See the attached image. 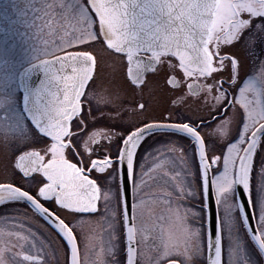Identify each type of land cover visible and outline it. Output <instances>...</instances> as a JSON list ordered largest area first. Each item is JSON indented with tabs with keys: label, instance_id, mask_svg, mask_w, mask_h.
Returning a JSON list of instances; mask_svg holds the SVG:
<instances>
[{
	"label": "snow or ice",
	"instance_id": "6c2138e0",
	"mask_svg": "<svg viewBox=\"0 0 264 264\" xmlns=\"http://www.w3.org/2000/svg\"><path fill=\"white\" fill-rule=\"evenodd\" d=\"M208 2L209 0H89L86 6L88 17L85 25L89 34L82 40L76 41V44H85L102 38L107 48L125 56L126 75L137 85L142 83L143 71L146 68L154 67L162 62H167L172 67L178 65L181 70L187 67L193 76L196 74L210 75L205 71L209 59H212L214 64L217 61L223 63L220 56L212 52V48L216 47L219 52L222 45L212 43L213 36L210 34L209 28L201 24L192 12L193 6ZM243 2L246 6L241 10L242 24L232 30L231 34L223 41L226 45H235L244 36L247 28L251 27L253 20L264 17V8L258 9L255 6L257 0H243ZM260 2L264 3V0H260ZM242 13H247L250 19L245 18ZM97 20L98 32L94 28ZM255 31L264 36V22L257 20ZM250 40L252 44H255L257 36L253 35ZM162 57L164 61H162ZM168 57L175 58L177 64H173L172 60L167 59ZM224 59H235L237 69L239 68L238 57L228 54L224 56ZM95 66L96 58L91 51L72 54L68 70L61 76L62 84L56 88L55 99L49 102L41 97L35 111L27 116L30 128L21 126L13 130L11 139H5L6 146L13 143L17 145L27 143L37 137H46L49 143L39 150L20 151L14 158L13 167L21 173L22 177H32L36 180L35 194L23 186L3 182L0 183V203L28 202L35 212L48 219L64 238L70 251V264H80L79 247L76 234L71 226L72 222H66L45 201H54L57 208L67 210L69 213H95L101 211L98 202H102L104 206L102 210L106 214L110 212V209L116 207L113 201H122L126 264H138L143 258L139 248L142 240L146 238L143 226L136 222L137 209L143 204L142 200H137V183H143V181L138 180L134 173V158L141 142L155 129H173L188 136L193 141L198 155L203 195L206 201L213 203L215 202L212 187L213 175H209V169L218 163L220 156H212L209 161L206 144H203V150L201 147L202 137L196 135L190 128L180 127L181 123L177 122H148L139 128L128 131L126 136L121 137L118 155L95 156L96 149L93 145L98 144L100 139L111 141L119 135L117 133L114 135L113 131L104 130L107 135L102 136L100 130H94L87 137L84 136V120L80 117L83 115L85 99L96 98L95 91L89 88ZM214 70L223 71L224 69L218 67ZM184 74L187 75V73ZM224 82L221 80V83ZM237 91L239 93L242 89ZM140 107H143V104ZM241 109L243 117L239 135L226 145L223 155V170L215 176L220 178L224 175L228 168L229 151L235 149L239 158L240 170L245 177L240 183V189L247 196L246 202L240 201V207L245 217L248 233L261 255L264 256V236L253 231L252 225L248 223L252 220L251 210L250 214L248 211H244L246 207L251 209L250 173L254 154L261 142V136L264 135V125L255 127L251 135H248V129L255 126L257 120L264 118V104L260 105L257 110V106L251 103V98H248L247 106L242 104ZM74 119L80 121L75 130L72 127ZM241 145H244L243 154L239 155ZM69 152L75 157V162L68 158ZM114 165H120L122 168L117 169L113 167ZM93 173L96 174V178H93ZM259 173L264 176V167L259 169ZM37 174L42 179H37ZM195 178L196 173H191L190 181ZM114 184L115 188H113ZM177 187L180 192H185L188 189L184 185ZM130 191L133 200L131 213L128 208V193ZM188 195L197 198L193 192L189 191ZM203 207L208 213L209 264H215L213 259L216 251L215 241H219L221 245L219 249L221 252L220 264H223L222 237L219 235L217 211L213 210L208 202ZM169 214L175 215L178 221L183 219L180 215L179 205L170 209ZM192 214L198 215V212L193 211ZM110 215L115 221L117 212L113 210ZM109 228L113 229L109 238V246L107 249L102 246L100 251L101 253L106 251L111 255L118 247V235L114 230V223H110ZM162 234L168 238L163 239ZM22 238L27 239V237ZM170 243V233L165 235L162 229L159 244L153 245V247L158 251L162 247L163 255L167 256L171 254L169 252ZM24 258L33 261L41 259L39 256L27 254H24ZM0 264H4L2 259H0ZM113 264H119V262L114 260ZM153 264H159V259Z\"/></svg>",
	"mask_w": 264,
	"mask_h": 264
},
{
	"label": "flooded vegetation",
	"instance_id": "af4514ba",
	"mask_svg": "<svg viewBox=\"0 0 264 264\" xmlns=\"http://www.w3.org/2000/svg\"><path fill=\"white\" fill-rule=\"evenodd\" d=\"M82 2L83 10L88 17L86 6L89 0H82ZM37 3H41V5L39 7L36 6V8H34V4L32 5L41 28L37 33H40L44 31L45 27L44 0H40ZM26 5H28V2ZM245 6L243 0H218L210 34L213 36V44L220 43L222 45L219 48V52H217L216 47L212 48V52L219 55L223 63L221 64L217 61L214 64L212 59H210L209 69L206 71L210 75L196 74L193 76L187 67L181 70L178 65L172 67L167 62H162L145 71L142 83L137 85L126 75L127 61L125 56L107 48L102 38L97 40V42L93 41V43L103 44L107 49L98 54L89 48L71 49L47 56L43 55L31 62H23L25 57L20 58L16 63L12 61V55L9 52L0 51V138L5 136L11 139L13 130L21 126L30 128L27 123V116L35 111L41 97L49 102L55 99L56 88L62 84L61 76L66 72L61 71L59 68L49 70L47 73L37 76L35 83H31L30 76L25 75L29 66L35 62L50 59L69 51H91L96 58V66L89 88L95 91L96 98L86 100L82 97V99H85V103L83 105V115L80 119L84 120V136L87 137L94 130H100L102 136L107 135L104 130L113 131L114 135L115 133L119 134L111 141L100 139L98 144L93 145L96 149L95 156L102 157L105 154L118 155L121 137L126 136L128 131L139 128L148 122H177L186 125L202 137L203 144H206L209 161L212 156H221L226 151V145L239 135L243 117L241 105L245 104L247 106L248 98H251V103L257 106V110H259L260 105L264 104V36L255 31L257 20L264 22V17H258L257 20H253L251 27L247 28L244 36L235 45L229 46L223 43L232 30L242 24L241 10ZM255 6L258 9H262L264 8V3L257 0ZM14 10V8H9L8 11ZM19 10H26V7H20ZM242 15L250 19L247 13H242ZM11 17L0 21V33L2 32L1 28H8V24H12L18 15L13 14ZM52 24L53 21L49 19L47 25L51 26ZM24 26L25 24L21 25V27ZM95 27L98 32V20ZM10 28L13 27L10 26ZM253 35L257 36L255 44H252L250 40ZM0 38L13 37L10 34H0ZM228 54L238 57V69L235 59H224V56ZM167 59L172 60L173 64H177L175 58L168 57ZM162 61H164L163 57ZM218 67L224 70L215 71L214 69ZM184 73H187V75ZM221 80L225 82L221 83ZM232 81H235V83H232ZM189 84L190 86H187ZM238 89H242V91L238 93ZM141 104H143V107H140ZM89 112L90 115H88ZM201 121L203 123H200ZM263 121L264 118H261L256 121L255 126L249 127L248 135ZM79 123L80 121L77 119L72 121L73 130ZM263 139L264 135L261 136V140ZM47 143H49L48 138L37 137L20 145L11 144L8 146L9 153L7 152L5 156L0 151V155L4 158L7 156L4 160L7 159V162L11 161L10 164L6 165V168L0 167V171L5 172L10 168L8 172H11V178L2 180L0 183L11 182L23 186L35 194L36 180L32 177H22L21 173L12 166L15 156L20 151L39 150ZM29 144L31 147H28ZM172 146L173 148L192 151L194 168L199 171V160L195 145L188 136L173 130H153L151 135L146 137L137 149L134 158V173L136 170V176L137 171L142 168L151 169L154 165L158 167L160 159H164L165 155L174 150ZM243 147L244 145L241 147V152ZM18 148L20 149L18 150ZM163 148H165L166 153L163 152ZM14 150V156L12 157ZM261 151V146H257L255 154H260ZM68 158L73 159L75 162V157L70 152L68 153ZM219 161L212 165L210 168L212 171L218 169ZM256 163L254 159L252 169L256 166ZM119 166L114 165L113 167L119 169ZM36 178L42 179L38 174ZM93 178H96L95 173H93ZM197 179L200 181L199 177ZM45 203L64 218L66 222H72L71 226L76 234L79 249L80 241L77 235V225L81 224L79 223L81 219L93 218L96 215L103 214L102 202H98L101 211L95 213H69L67 210L57 208L54 201H45ZM14 205H21L22 209L35 213L46 225V228L51 230L52 234L57 238L61 239L52 226L46 223L27 202H7L0 205V208ZM202 205L203 202L197 204L203 210ZM253 246L255 245L253 244ZM173 260L184 264L179 259L170 261ZM204 261L205 263L203 264H206V258ZM261 264H264V261H261Z\"/></svg>",
	"mask_w": 264,
	"mask_h": 264
},
{
	"label": "rangeland",
	"instance_id": "374dc122",
	"mask_svg": "<svg viewBox=\"0 0 264 264\" xmlns=\"http://www.w3.org/2000/svg\"><path fill=\"white\" fill-rule=\"evenodd\" d=\"M37 2L40 0H0V21L12 18L13 14L18 15L12 24H8V28H1L0 33L10 34L13 37L0 38V51L9 52L12 61L17 63L20 58L25 57L23 62H31L43 55L71 49L89 48L97 54L105 51L104 45L96 43L97 41L76 44V41L82 40L89 34L85 26L87 13L83 10L82 0H44L45 27L40 33H37L41 28L36 11L33 10L41 5ZM32 4L35 5L34 8ZM20 7H26V10H19ZM9 8L15 10L8 11ZM49 19L53 21L51 26L47 25ZM22 24L25 26L21 27ZM94 28L96 29L95 25ZM5 139V136L0 138V151L3 156L9 153ZM258 146H261L262 151L253 158L257 163L250 173V189L257 224L261 235L264 236V176L259 173V169L264 167V159H262L264 139ZM28 147H31L30 144ZM173 149L164 159H160L158 167L142 168L137 171L136 177L143 181L137 183V200H142L143 204L137 209L136 222L143 226L146 237L139 248L143 258L138 264H153L157 259L159 264H166L172 259H179L184 264L205 263L207 252L205 218L203 220L205 215L203 216L202 208L197 206L198 203L203 202L201 183L197 179L199 171L194 168L192 151L182 148ZM230 151L228 168L224 175L220 178L215 176L223 170L224 154L220 156L218 169L213 171L214 190L220 215L223 264H261V261H264L263 256L250 240L236 200L234 175L238 155L235 149ZM14 152L15 150L12 152V157ZM163 152L166 153L165 148ZM2 155H0V167L6 168L11 161L7 162V159L4 160L7 156L4 158ZM8 170L10 171V168ZM8 170L0 171V181L11 178V172ZM191 173H196V178L190 181ZM178 185H184L188 189L180 192ZM115 187L114 184L113 188ZM189 191L195 193L197 198L188 195ZM113 204L116 207L110 209V212L113 210L117 212L115 221L110 212L106 214L103 211L102 215L81 219L79 222L81 224L77 225L81 264H113L114 260L119 264H126L122 205L117 201H113ZM177 205L183 218L179 221L176 220L175 215L169 214V210ZM193 211H197L198 215H193ZM110 223H114V230L118 235V247L111 255L106 251L104 253L100 251L102 246L105 249L109 246V238L113 231L109 228ZM162 229L165 235L170 233L171 254L167 256L163 255L162 247L159 251L153 247L159 244ZM21 234L27 239L22 238ZM162 238L168 237L162 234ZM23 253L39 256L42 261L28 262L21 258ZM0 259L4 264H70L66 244L53 235L35 213L22 209L21 205L0 208Z\"/></svg>",
	"mask_w": 264,
	"mask_h": 264
},
{
	"label": "water",
	"instance_id": "95a60500",
	"mask_svg": "<svg viewBox=\"0 0 264 264\" xmlns=\"http://www.w3.org/2000/svg\"><path fill=\"white\" fill-rule=\"evenodd\" d=\"M217 3H218V0H209V2L206 3V4L195 5L192 8V12L196 15V17L201 22V24H203L204 26H207L209 28V30H210V28L212 26V23H213V20H214V13H215V10H216ZM78 52H80V51H69V52H66L64 54H61L59 56H56V57H53V58H50V59H45V60H41V61L35 62L34 64H32L31 66H29L27 68V70L25 72V75L26 76H30L31 83H35L36 79H37V76H39L41 74L43 75L44 73H47L49 70H56L57 68H59L61 71H66V70H68V65L71 62L72 54L78 53ZM152 68H153V66H149L148 68H146L143 71V74L145 73V71H148V69H152ZM208 69H209V61H208L207 68L205 69V71H207ZM261 125H264V121L261 122L260 124H258L257 126H261ZM180 127L189 128L186 125H182V124H180ZM155 130H173V129H155ZM173 131H175V130H173ZM193 132H195L196 135L200 136L196 131H193ZM201 147H202V150H203V143H202ZM242 154H243V151L241 152L240 155H242ZM121 168H122V166H119V169H121ZM209 175L212 176V170L211 169H209ZM243 179H245V177L243 176V173L240 170L239 158H238L236 169H235V194H236V200H237V203H238V206H239V210H240V213L242 215V218H243V221H244V224H245V227H246L245 217H244V215L242 213V210H241V207H240V201L241 200H244L245 202L247 201V196H245L243 194V190L240 189V183H241V181ZM130 185H131V182H130ZM212 187L214 189V184L213 183H212ZM239 193H240V195H239ZM214 194H215V192H214ZM206 202H208L210 204V207L213 210L217 211V219H218V225H219V229H220L219 235L221 236V225H220V217H219V211H218V205H217V201H216V196H215V202L214 203L205 200V203ZM132 203H133V200H132V194H131V191H130L128 193V208H129V212L130 213H131V205H132ZM122 207H123V204H122ZM250 210L252 212V220L248 221V223H250L252 225L253 231H256L260 235V232H259V229H258V226H257V223H256L255 213H254V209H253V205L252 204H251V209H248L246 207V209L244 211H248L249 214H250ZM206 213H207V211H206ZM40 216L43 219H45L53 227V225L48 221V219H46L42 215H40ZM207 216H208V213H207ZM246 229L248 231L247 227H246ZM214 243L216 245V251H215V254L213 256V259L215 261V264H220L221 252H220L219 249H220L221 245H220L219 241H215ZM24 254H27V255H30V254H28V253L21 254V258L26 260V261L39 262L41 260V259L40 260H35V261L27 260V259L24 258ZM209 254L210 253H209V246H208L207 247V263L206 264H209V261H208ZM30 256H34V255H30ZM263 258H264V256H263ZM79 259H80V253H79Z\"/></svg>",
	"mask_w": 264,
	"mask_h": 264
}]
</instances>
